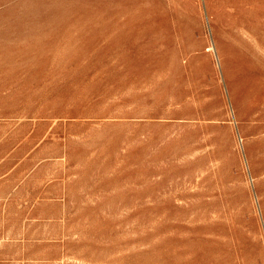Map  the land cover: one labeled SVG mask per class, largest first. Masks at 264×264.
<instances>
[{"label":"rangeland","instance_id":"374dc122","mask_svg":"<svg viewBox=\"0 0 264 264\" xmlns=\"http://www.w3.org/2000/svg\"><path fill=\"white\" fill-rule=\"evenodd\" d=\"M0 264H264V0H0Z\"/></svg>","mask_w":264,"mask_h":264}]
</instances>
